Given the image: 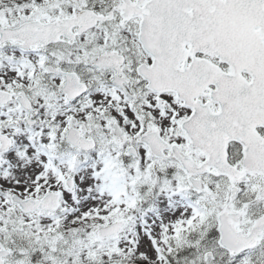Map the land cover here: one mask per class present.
I'll list each match as a JSON object with an SVG mask.
<instances>
[{
	"label": "snow or ice",
	"instance_id": "6c2138e0",
	"mask_svg": "<svg viewBox=\"0 0 264 264\" xmlns=\"http://www.w3.org/2000/svg\"><path fill=\"white\" fill-rule=\"evenodd\" d=\"M0 264H264V0H0Z\"/></svg>",
	"mask_w": 264,
	"mask_h": 264
}]
</instances>
